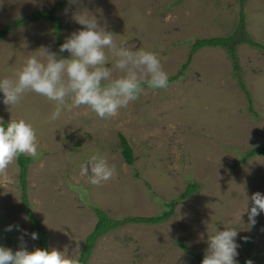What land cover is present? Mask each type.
Listing matches in <instances>:
<instances>
[{
    "label": "rangeland",
    "instance_id": "rangeland-1",
    "mask_svg": "<svg viewBox=\"0 0 264 264\" xmlns=\"http://www.w3.org/2000/svg\"><path fill=\"white\" fill-rule=\"evenodd\" d=\"M54 9L61 43L83 27L74 15L88 10L118 46L156 52L169 78H177L166 89L145 86L137 100L108 118L69 101L52 120L55 104L45 97L27 92L10 107L0 93V118H23L37 132L40 147L30 156L26 194L49 247L79 258L97 208L114 220L156 217L174 200L165 221L129 222L98 238L86 264H201L208 238L226 226L238 231L237 264H264V213L255 225L248 219L251 195L264 194V155L245 159L264 146V0H0V31L8 28L0 37V77L14 79L42 47L57 58L69 55L59 52L51 21L15 24ZM241 12L246 35L262 49L235 42L238 70L221 46L201 48L188 59L196 40L235 33ZM120 134L133 149L132 165L122 156ZM97 152L117 171L91 185L80 166L90 174ZM19 174L17 159L0 173V245L13 251L22 232L7 226L31 233ZM192 183L198 189L180 199ZM23 241L29 251L39 247L30 235Z\"/></svg>",
    "mask_w": 264,
    "mask_h": 264
},
{
    "label": "clouds",
    "instance_id": "clouds-1",
    "mask_svg": "<svg viewBox=\"0 0 264 264\" xmlns=\"http://www.w3.org/2000/svg\"><path fill=\"white\" fill-rule=\"evenodd\" d=\"M80 2L67 0L68 5ZM74 19L83 27L59 46L60 53H69L67 57L57 58L55 53L42 47L44 52L30 55L16 71L14 79L0 77V93L5 105H18L27 92H34L54 102L52 120L60 118L69 101L71 107L85 105L100 118H108L115 117L120 109L137 100L145 85L152 89L168 87L169 74L163 70L156 52L118 46L114 34L88 10L76 13ZM116 70L120 73L118 76H114ZM39 147L37 132L31 122L21 118L5 123L0 118V173H5L22 154L36 157ZM90 160V174L87 165L82 163L80 175L86 176L91 185H101L116 175L115 165L103 154L97 152ZM250 200L248 219L255 225L256 217L264 213V194L255 192ZM14 229L22 232L21 246L13 251L0 245V264H80L78 257L56 247H36L29 251L23 237L30 235L32 240H37L38 233L29 234L19 225H8L6 231ZM237 236V229L232 227L216 230L208 238L201 264H237L235 257L240 247Z\"/></svg>",
    "mask_w": 264,
    "mask_h": 264
},
{
    "label": "trees",
    "instance_id": "trees-1",
    "mask_svg": "<svg viewBox=\"0 0 264 264\" xmlns=\"http://www.w3.org/2000/svg\"><path fill=\"white\" fill-rule=\"evenodd\" d=\"M239 1L241 3H244L246 0H239ZM56 13H57L56 9H54L53 11H40V12L35 13L31 16H28L27 18H25L19 22H16L15 24L19 25L20 23H26V22L33 21L36 19H47V20L51 21L53 24V27L55 30V39H56V42L58 43V45L60 46L62 43L60 41L59 33L61 32L62 25L57 20ZM244 26H245L244 14H243V12H241L240 13V23H239L235 33H233L232 35H230L228 37H214V38H205V39L196 40L192 46V49H191V52L189 54L188 59L190 60L192 55L195 52H197L198 50H200L201 48L221 46V47H224L229 52V55L232 58L233 67L235 68V70H238V59H237V53H236V48H235V42H237V41L238 42L239 41L240 42H246L249 45H252L254 47H258V48L262 49V46L260 47L258 45V43L254 42L252 39H250L246 35V31L244 29ZM7 30H8V28H6L3 31H0V37L5 35ZM186 66H187V64H184L182 69H184ZM176 78L177 77L169 78V81H173V79H176ZM239 84L244 89V91L246 92L245 85L241 80H239ZM5 123H7V122H5ZM119 139H120L122 156H123L126 163H128L129 165H132L135 162V156L133 153V149L129 145L127 139L123 135L120 134ZM255 154L264 155V146H258V147L251 149L246 154L245 159L250 158ZM31 161H32V158L30 156L23 155V154L17 158V164L19 166V171H20L19 176H20L21 187H22V203L24 204V206L26 208V215H27V218L29 221L31 233L32 232L38 233L39 238L37 239V242L39 244V247H49L47 234L41 228V224H40L39 220L37 219L33 210L31 209L30 204L28 202V197L26 194L27 175H28V169H29V165H30ZM197 189H198V184H196V183L190 184L186 188V190L180 195V199H185V198L191 196V194L194 193ZM174 204H175L174 200L169 202L168 204H166V206L170 207V208L167 211H165L164 213H162L161 215L156 216V217H146V218L145 217H134V218H125L123 220L111 219L103 210L97 208L95 210V213L97 216V222H96L92 232L87 236V238L85 240V244L82 248V251H81V254L79 257L80 264H86L87 263L90 255H91L94 243L101 236L107 234L112 229L118 228L122 225L129 223V222H146V223H150V224L161 223V222L165 221L171 215L172 208H173ZM181 246L185 248V246L183 244H181ZM240 264H245V263L242 262Z\"/></svg>",
    "mask_w": 264,
    "mask_h": 264
}]
</instances>
